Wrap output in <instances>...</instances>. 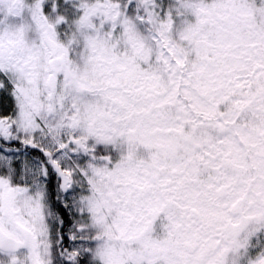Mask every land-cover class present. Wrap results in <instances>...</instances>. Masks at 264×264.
Instances as JSON below:
<instances>
[{
    "label": "snow or ice",
    "instance_id": "obj_1",
    "mask_svg": "<svg viewBox=\"0 0 264 264\" xmlns=\"http://www.w3.org/2000/svg\"><path fill=\"white\" fill-rule=\"evenodd\" d=\"M0 264H264V0H0Z\"/></svg>",
    "mask_w": 264,
    "mask_h": 264
}]
</instances>
